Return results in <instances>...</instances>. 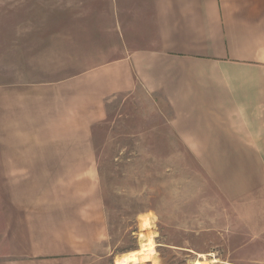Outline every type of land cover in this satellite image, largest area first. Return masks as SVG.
<instances>
[{
    "label": "crops",
    "instance_id": "1",
    "mask_svg": "<svg viewBox=\"0 0 264 264\" xmlns=\"http://www.w3.org/2000/svg\"><path fill=\"white\" fill-rule=\"evenodd\" d=\"M105 1L86 32L107 60L8 92L0 264L97 254L107 223L92 129L117 96L156 99L210 177L243 179L231 198L264 186V0ZM68 48L84 51L74 34Z\"/></svg>",
    "mask_w": 264,
    "mask_h": 264
},
{
    "label": "rangeland",
    "instance_id": "2",
    "mask_svg": "<svg viewBox=\"0 0 264 264\" xmlns=\"http://www.w3.org/2000/svg\"><path fill=\"white\" fill-rule=\"evenodd\" d=\"M106 5L0 0V153L9 149L7 107L16 100L9 91L109 58L101 49L88 50L86 32ZM73 34L84 50L79 59L68 50ZM155 100L117 96L92 129L107 238L85 264H117L148 243L156 255L140 264H264V186L231 198L243 179L210 177Z\"/></svg>",
    "mask_w": 264,
    "mask_h": 264
},
{
    "label": "bare ground",
    "instance_id": "3",
    "mask_svg": "<svg viewBox=\"0 0 264 264\" xmlns=\"http://www.w3.org/2000/svg\"><path fill=\"white\" fill-rule=\"evenodd\" d=\"M154 245L152 243H148V245L142 246V248L137 252H132L120 257L117 260V264H140L142 261V257L146 256H155Z\"/></svg>",
    "mask_w": 264,
    "mask_h": 264
},
{
    "label": "trees",
    "instance_id": "4",
    "mask_svg": "<svg viewBox=\"0 0 264 264\" xmlns=\"http://www.w3.org/2000/svg\"><path fill=\"white\" fill-rule=\"evenodd\" d=\"M125 253V252H124Z\"/></svg>",
    "mask_w": 264,
    "mask_h": 264
}]
</instances>
